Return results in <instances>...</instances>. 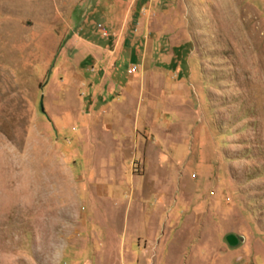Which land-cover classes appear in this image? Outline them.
<instances>
[{
	"label": "rangeland",
	"instance_id": "374dc122",
	"mask_svg": "<svg viewBox=\"0 0 264 264\" xmlns=\"http://www.w3.org/2000/svg\"><path fill=\"white\" fill-rule=\"evenodd\" d=\"M0 264H264V0H0Z\"/></svg>",
	"mask_w": 264,
	"mask_h": 264
},
{
	"label": "water",
	"instance_id": "95a60500",
	"mask_svg": "<svg viewBox=\"0 0 264 264\" xmlns=\"http://www.w3.org/2000/svg\"><path fill=\"white\" fill-rule=\"evenodd\" d=\"M225 240L228 244H233L236 241V237L233 234H227Z\"/></svg>",
	"mask_w": 264,
	"mask_h": 264
},
{
	"label": "built area",
	"instance_id": "2783aa9c",
	"mask_svg": "<svg viewBox=\"0 0 264 264\" xmlns=\"http://www.w3.org/2000/svg\"><path fill=\"white\" fill-rule=\"evenodd\" d=\"M129 70L131 71V70H133V68H130Z\"/></svg>",
	"mask_w": 264,
	"mask_h": 264
}]
</instances>
